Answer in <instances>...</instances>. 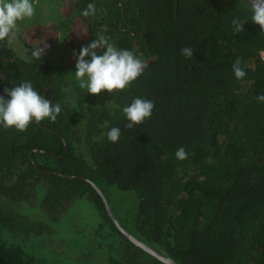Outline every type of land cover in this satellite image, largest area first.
Listing matches in <instances>:
<instances>
[{"label":"trees","instance_id":"trees-1","mask_svg":"<svg viewBox=\"0 0 264 264\" xmlns=\"http://www.w3.org/2000/svg\"><path fill=\"white\" fill-rule=\"evenodd\" d=\"M89 2H64L85 26L79 43L103 35L147 67L126 90L90 94L79 87L75 64L51 63L46 54L20 59L0 39V95L29 80L61 105L55 121L23 131L0 124V264H46L36 253L46 216L88 192L122 241L162 264L123 238L86 182L61 175L134 192V214L116 220L176 264H264V103L255 99L264 93V30L251 21L240 33L231 28L233 15L250 17L248 5L94 0L96 15L82 17ZM182 47L193 48L192 59ZM237 57L246 73L240 79L231 69ZM134 97L152 100V115L126 128L121 109ZM111 127L121 130L115 143L107 139ZM181 146L184 160L175 156ZM136 252L131 264H151Z\"/></svg>","mask_w":264,"mask_h":264},{"label":"rangeland","instance_id":"rangeland-1","mask_svg":"<svg viewBox=\"0 0 264 264\" xmlns=\"http://www.w3.org/2000/svg\"><path fill=\"white\" fill-rule=\"evenodd\" d=\"M64 2L65 0H35V15L18 22V29L6 37L16 57L29 59L30 48L44 42L47 44L45 54L51 63H56L59 59L67 67L75 64L73 52L78 53L83 45L79 42L86 41L87 36L85 26L78 19L71 18L70 4L66 3L65 9ZM61 31L66 37L59 41L57 39L61 38ZM60 45L65 49L69 46V49L63 52L59 49ZM73 69L75 70L74 67ZM63 90L70 91L71 87L67 86ZM97 185L104 191L117 220L123 221L134 214V192H119L103 182H97ZM36 245L39 247L36 253L46 264H106L111 257L124 258L127 264H131L134 261L132 253L136 252L112 230L89 192L85 196L69 199L61 213L48 214L43 240L37 241ZM140 256L150 260L151 264H156L147 256Z\"/></svg>","mask_w":264,"mask_h":264},{"label":"clouds","instance_id":"clouds-1","mask_svg":"<svg viewBox=\"0 0 264 264\" xmlns=\"http://www.w3.org/2000/svg\"><path fill=\"white\" fill-rule=\"evenodd\" d=\"M250 17L233 15L231 28L234 34L244 31L243 25L251 21L264 30V0H251L248 5ZM35 0H0V39L8 37L14 30L18 29V22L31 19L35 15ZM97 12L96 4L87 3L81 11L82 17H94ZM59 41L64 36L60 33ZM43 45V46H41ZM47 44L37 43L30 48V61H39L45 54ZM180 55L185 59H192L193 48L182 47ZM75 56L74 76L81 89H86L90 94H97L101 90L113 92V90H126L131 82L139 77L147 67L140 55L128 49L115 46L105 36L97 35L88 44L82 45ZM234 77L243 78L246 73L241 66L239 57L231 65ZM0 95V124L4 127H14L23 131L30 122H39L47 118L55 121L61 112L59 103L50 101L40 94L31 81L25 80L12 87H5ZM258 103H264V93L255 97ZM154 103L150 99L134 97L131 102L123 106L121 111L126 118V128L141 124L145 119L151 117ZM107 139L110 142H117L121 135L119 127H111L107 131ZM175 156L184 160L188 153L184 147H179Z\"/></svg>","mask_w":264,"mask_h":264},{"label":"water","instance_id":"water-1","mask_svg":"<svg viewBox=\"0 0 264 264\" xmlns=\"http://www.w3.org/2000/svg\"><path fill=\"white\" fill-rule=\"evenodd\" d=\"M177 1L178 0H176V3H177ZM242 1L245 2L247 5L251 6V0H242ZM65 151H66V149H65ZM36 152H41V151L36 150ZM61 176L64 178H78V179H81L84 182H86L96 192V194L100 197V199L103 203L104 209L107 213L108 218L110 219L111 223L114 225V227L123 236V238L125 240H127L133 246H135L139 250L143 251L147 255L153 257L154 259H156L158 262H160L162 264H176V262L174 260H172L168 257H165L164 255L158 253L156 250H154L153 248H151L150 246H148L147 244H145L144 242H142L141 240L137 239L135 236L130 234L128 231H126L116 220L113 212L111 211V209L108 205V202H107L104 194L102 193V191L98 188V186L94 182H92L86 178H83L81 176H73V175H61Z\"/></svg>","mask_w":264,"mask_h":264},{"label":"built area","instance_id":"built-area-1","mask_svg":"<svg viewBox=\"0 0 264 264\" xmlns=\"http://www.w3.org/2000/svg\"><path fill=\"white\" fill-rule=\"evenodd\" d=\"M261 56H262V58L264 59V52H261Z\"/></svg>","mask_w":264,"mask_h":264}]
</instances>
